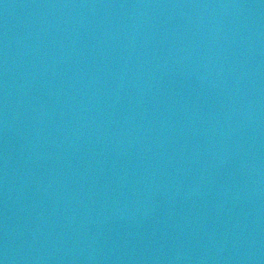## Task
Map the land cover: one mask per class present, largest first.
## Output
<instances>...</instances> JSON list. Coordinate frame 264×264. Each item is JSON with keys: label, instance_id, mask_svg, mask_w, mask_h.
Masks as SVG:
<instances>
[{"label": "water", "instance_id": "1", "mask_svg": "<svg viewBox=\"0 0 264 264\" xmlns=\"http://www.w3.org/2000/svg\"><path fill=\"white\" fill-rule=\"evenodd\" d=\"M0 264H264V0H0Z\"/></svg>", "mask_w": 264, "mask_h": 264}]
</instances>
